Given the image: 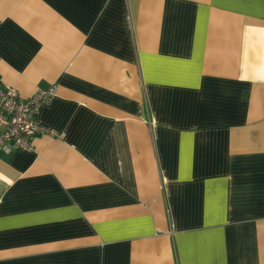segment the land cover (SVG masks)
I'll use <instances>...</instances> for the list:
<instances>
[{"label": "crops", "instance_id": "0c3cea01", "mask_svg": "<svg viewBox=\"0 0 264 264\" xmlns=\"http://www.w3.org/2000/svg\"><path fill=\"white\" fill-rule=\"evenodd\" d=\"M0 82V264H264V0H0Z\"/></svg>", "mask_w": 264, "mask_h": 264}, {"label": "built area", "instance_id": "2783aa9c", "mask_svg": "<svg viewBox=\"0 0 264 264\" xmlns=\"http://www.w3.org/2000/svg\"><path fill=\"white\" fill-rule=\"evenodd\" d=\"M56 91L57 87L51 85L22 98L16 89L0 82V147L3 150H32L35 135L55 134L39 122L38 113L53 100Z\"/></svg>", "mask_w": 264, "mask_h": 264}]
</instances>
